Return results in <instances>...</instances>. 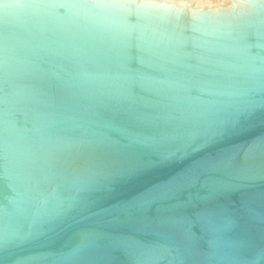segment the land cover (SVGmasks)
I'll list each match as a JSON object with an SVG mask.
<instances>
[{
	"label": "water",
	"instance_id": "95a60500",
	"mask_svg": "<svg viewBox=\"0 0 264 264\" xmlns=\"http://www.w3.org/2000/svg\"><path fill=\"white\" fill-rule=\"evenodd\" d=\"M138 3L0 0V264H264V0Z\"/></svg>",
	"mask_w": 264,
	"mask_h": 264
},
{
	"label": "clouds",
	"instance_id": "9594fccd",
	"mask_svg": "<svg viewBox=\"0 0 264 264\" xmlns=\"http://www.w3.org/2000/svg\"><path fill=\"white\" fill-rule=\"evenodd\" d=\"M234 6V0H140L137 7L145 10L151 9H184L189 8L194 12L201 10L227 9ZM109 7H127V5H109Z\"/></svg>",
	"mask_w": 264,
	"mask_h": 264
}]
</instances>
